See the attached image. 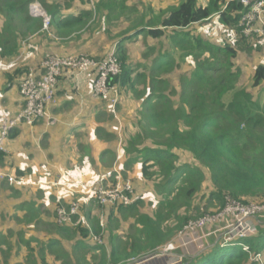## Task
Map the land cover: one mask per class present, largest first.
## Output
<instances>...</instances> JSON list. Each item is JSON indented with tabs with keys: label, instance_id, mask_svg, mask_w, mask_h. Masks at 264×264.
Here are the masks:
<instances>
[{
	"label": "trees",
	"instance_id": "trees-1",
	"mask_svg": "<svg viewBox=\"0 0 264 264\" xmlns=\"http://www.w3.org/2000/svg\"><path fill=\"white\" fill-rule=\"evenodd\" d=\"M97 1L94 8L84 0H0V60L17 59L23 43L31 38L40 36L61 42L65 36L89 25L106 6L109 5L110 17L126 8L127 3ZM32 3H38L52 17L50 32H43L42 19L30 14ZM76 4L83 9L76 11ZM153 11L150 9L151 19L145 26L139 20L134 25L140 28H135L131 35L124 33L116 42L114 49L121 72L114 83L121 91V101L124 99L138 110L136 130L128 136L126 154L130 163L140 162L141 180L158 200L151 208L143 200L130 206L111 207L105 245L93 242L92 234L99 235L101 228L93 211L87 208L85 215L92 224L91 230L55 227L61 240L70 244L69 253L61 252V240L38 243L35 248L27 243L30 253L26 264H35L34 258L47 264V255L59 252L56 248L60 252L55 259L61 264H126L172 241L190 221L222 210L227 198L243 204L264 203V137L259 144L262 156L246 148V139L264 118L253 112L252 94L236 87L239 73L226 71L220 78L215 77L225 68L221 65L233 66L238 52L244 46L250 50L251 42L257 43L259 39L242 34L239 24L245 12L243 6L232 0H181L177 6ZM212 22L229 32L226 35L230 41L223 40L218 45L188 31L194 25ZM142 35L153 40L166 38L171 49L161 51L151 61L145 53L146 61L138 70L131 63L126 45ZM188 61L194 69L182 76L179 87L173 86L167 77ZM28 73L27 68H18L6 77L8 82L18 80L20 88ZM226 77L234 78L231 84L225 83ZM262 86L264 63L257 66L253 75V89ZM17 181L9 184H23ZM31 221L37 229L40 221L34 216ZM259 231L257 237L243 240L242 244L251 253L264 255V224ZM33 241L39 242L37 238ZM3 259L0 264H9L5 251ZM188 264L252 262L241 246L216 244Z\"/></svg>",
	"mask_w": 264,
	"mask_h": 264
},
{
	"label": "crops",
	"instance_id": "crops-1",
	"mask_svg": "<svg viewBox=\"0 0 264 264\" xmlns=\"http://www.w3.org/2000/svg\"><path fill=\"white\" fill-rule=\"evenodd\" d=\"M180 1L158 0L156 10L177 6ZM126 6L136 11L130 0ZM82 9L81 4H76V11ZM100 15L105 16L101 18L104 21L109 18L105 10ZM134 31L135 28L127 35ZM107 35L110 37L80 33L65 36L63 42H53L39 36L23 43L17 59L10 62L0 60V98L7 114L14 117L24 107L18 80L8 82L7 75L11 77L18 68H27L28 72L40 71L44 58L50 53L60 56L86 54L104 59L118 41L114 42L116 37L109 29ZM93 86L94 76L90 72L83 75L72 72L64 74L58 84L57 104L49 107L46 119L32 127L21 125L11 132L6 152L0 158V170L13 176L20 174L21 177L17 179L23 184L0 183L1 263L4 262L3 251L9 257V264H26L30 253L27 243L35 248L38 243L48 244L51 239H61L55 228L58 226L56 210L68 208L73 201L86 200L85 205L92 201L93 206L96 205L91 195L92 189L98 183L113 184L114 181L108 178L109 172L118 171L125 180L142 182L140 162L130 163V157L126 154L127 134L129 136L132 128L127 122L130 115L128 107L131 109L132 106H126L127 101L122 99L117 119L108 100L93 96ZM48 119L55 121V125H48ZM145 189L149 191V187L145 186ZM136 193L143 200L144 194ZM144 199L147 203L148 197ZM87 208H82L84 214ZM33 216L40 221L37 229L34 228L35 222L31 221ZM201 236V232L194 236L198 240L194 245L187 248L180 245L175 256L184 258V264H188L194 257L218 244L215 235L208 237V241ZM34 238L39 242H34ZM21 248L26 249L23 260L17 258ZM49 259L46 257L47 264H61L58 259ZM34 263L40 264V261L34 258Z\"/></svg>",
	"mask_w": 264,
	"mask_h": 264
},
{
	"label": "built area",
	"instance_id": "built-area-1",
	"mask_svg": "<svg viewBox=\"0 0 264 264\" xmlns=\"http://www.w3.org/2000/svg\"><path fill=\"white\" fill-rule=\"evenodd\" d=\"M93 4V0H84ZM238 1L245 12L239 26L242 34L246 37L258 35L264 39V0H232ZM33 17L42 19V31L50 32L52 17L49 16L38 3L29 6ZM262 26L256 28V24ZM249 34V35H248ZM72 72L83 75L90 72L94 76L93 96L97 99L108 100L112 106V112L118 119V106L121 101V91L114 79L120 74L121 66L115 49L103 60H98L88 55L60 56L48 54L44 58L40 73L29 71L22 82L19 92L23 100V109L14 117H10L0 98V155L6 152V143L11 132L21 125L34 126L36 122L46 119L50 106L56 105V94L60 79L64 74ZM48 125H55V121L48 119ZM108 178L114 182L105 187L98 183L91 192L94 200L99 206L111 208L116 206H130L140 201L138 195L129 179H124L118 171L108 173ZM0 182L16 183L17 179L7 171L0 170ZM264 215V203L241 202L227 198L224 208L215 214H204L201 218L190 221L178 235L166 245L156 249L152 254L138 259H130L126 264H146L151 261L163 260L165 264H184V258L175 256L178 247L187 248L196 244L194 238L201 232L204 241L210 236H217V243L222 247L241 246L249 253L252 264H264L263 254H253L243 240L255 238L259 235L260 225H263L261 216ZM108 219V218H107ZM107 219L104 215L99 218L101 229H105ZM85 215L76 204L68 208L60 207L56 210V223L59 226L83 227L88 230ZM93 242L98 245L104 244L102 235H93Z\"/></svg>",
	"mask_w": 264,
	"mask_h": 264
},
{
	"label": "rangeland",
	"instance_id": "rangeland-1",
	"mask_svg": "<svg viewBox=\"0 0 264 264\" xmlns=\"http://www.w3.org/2000/svg\"><path fill=\"white\" fill-rule=\"evenodd\" d=\"M157 2H158V0H130V3L134 4V7H136V11L129 10V7L124 8V9H120L118 11V13L113 14L112 16H110L105 21L100 18V15L97 14L94 16L93 21L89 25H87L86 27H83L82 29L77 30L76 32H73L71 35H78V34L82 33L83 35H86V36H90L92 34H98V35L110 37V35H107V30L109 29L111 34L116 37V39L114 40V42H116L119 39V37H121L124 33L128 34V32L130 30H132L134 28H140L139 25H134L136 22H139V20H140V22H142V25L145 26V23L151 19V15L149 14L150 9L154 10L155 12H159L156 10L158 8V6L155 5ZM97 3H98V1L96 2V0H94V3H93L94 8H95ZM204 4H205V2H204ZM174 6H176V5H174ZM108 9H109V5L105 7V11L107 12ZM128 15H132V18L130 19L128 17ZM206 24H208V25H202V24L201 25H194V26L190 27L188 29V31L193 36L199 35L201 37V39L210 40L213 43H216L218 45H221L223 40L224 41L225 40L230 41V39L227 38V35H226V33H229L227 30L217 26L214 22L206 23ZM260 26H262V24L257 23L255 29H258V27H260ZM181 33H184V32H181ZM252 36H254L255 38H259L257 43L251 42V45L248 46L250 48V50H247V46H244L243 50H240L238 52L237 58L232 61L233 66L228 67V65H221L222 67L224 66L225 68L222 69L223 71L220 70L219 72L215 73V77L217 79L220 78L221 76H223L224 72H226V71H230V73H233V74L239 73L238 78H237V82H236V87L244 88L249 93L252 94L253 104L255 107V110L253 112L254 113L256 112V115H258V117L264 118V86H262L259 89L258 88L253 89L254 71L257 68V66L264 63V39L259 37L256 34H253ZM152 49H154V52H151ZM170 49L171 48L169 46V42L167 41L166 38H164L162 40H153L151 38H147L144 35H142L137 40L129 43L128 52H129L130 60L132 61L131 62L132 65L134 66V68H138V70H139L140 65L142 63L144 64L146 61V60H143V56L145 53L148 54L147 59L151 61V60L157 58L160 55L161 51L170 50ZM84 55H86V54H84ZM193 69H194V65L191 63V61H188L186 64H184L180 68H177L176 70H174L167 77V79L170 80V82H171V84H173V86L179 87L180 80H181L182 76L185 74L191 73V71ZM231 79L234 80L233 77H226L225 83L231 84ZM126 106H127V104H126ZM128 109L130 111V115H128V117H127V122H128V125L132 127V128H130V132L133 133V131L136 130L134 128V125H135L136 120H137L138 110L135 106H132L131 109L128 107ZM259 119H261V118H259ZM130 132H129V134H130ZM248 132L249 131L247 130V133ZM127 137H128V134H127ZM263 137H264V119H262L261 123L253 129V132L250 134V137L248 139H246V142H247L246 148L251 153H257L256 154L257 156H262L263 153L260 150L259 144H260V141L263 139ZM240 144L242 146H244L243 141H241ZM260 159H262V158H260ZM130 181L132 182V185L134 184L133 187H135L134 189H136V191L138 193L144 194L143 202L145 201L144 198L147 196L148 197L147 205L150 208L152 207V205H155L154 200H156L157 198L155 199L152 197V195L154 196V194H152V191H150V190L148 191L145 189L146 184L144 182H138L135 180L134 181L130 180ZM103 185L105 187L108 186L104 183H103ZM149 193L151 194V196H149ZM85 201H82V202L73 201L72 204L74 203V204L78 205L81 208V212L83 215H85L83 212V209H82L83 207L86 206L89 209H91L94 212L93 215L96 216L98 219V225L99 226H100L99 218L101 217V215H104V217L106 219L108 218L105 229H101V232L99 234V235H102L103 239H104V237H105V239H107L108 234L106 233V228L109 224V216H108L109 210H107V208H104L102 206H100V207L97 205L93 206L92 201H89V203L85 205L84 204ZM220 211H217L215 213H218ZM261 217H262L261 220L264 223V215H262ZM197 219H199V218H197ZM197 219L192 220V222L197 220ZM85 221L87 223H89L88 225L90 226V229H92V224L89 221V219L86 218ZM78 228H83V227L79 226ZM100 228H101V226H100ZM83 229H85V228H83ZM51 240H55V239H51ZM56 240H61V239H59L57 237ZM104 242H105V240H104ZM56 249H57V251L60 252V249H58V248H56ZM70 249H71L70 244L65 240H61V252L62 253H69ZM59 252H56L55 254H52V255H47V257L50 258L49 261H53V259H55L56 255H58ZM25 255H26V249L21 248V252L17 256V258H19L20 260H23ZM146 264H165V261L157 260V261L148 262Z\"/></svg>",
	"mask_w": 264,
	"mask_h": 264
}]
</instances>
